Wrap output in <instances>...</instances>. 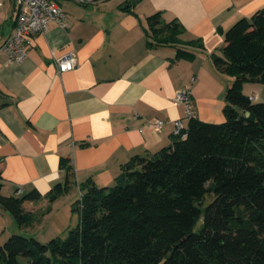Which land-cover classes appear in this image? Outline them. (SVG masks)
I'll return each mask as SVG.
<instances>
[{
  "label": "crops",
  "instance_id": "1",
  "mask_svg": "<svg viewBox=\"0 0 264 264\" xmlns=\"http://www.w3.org/2000/svg\"><path fill=\"white\" fill-rule=\"evenodd\" d=\"M58 4L65 26L51 24L33 37L24 61L9 62L0 51V195L45 196L68 176L70 189L51 203L44 197L23 203L29 225H19L0 206V245L11 232L36 240L56 238L58 228L67 232L68 225L54 224L62 208L67 216L72 212L71 194L80 198L87 182L110 188L121 165L171 145L175 123L185 130L189 122L174 101L179 90L190 91L195 118L223 123L233 77L216 70L212 55L220 54L223 34L235 22L264 10V0ZM12 8L13 0H0V47L13 29ZM156 12L181 25L177 45L194 59L171 62L174 47H147L146 18ZM67 54L76 66L60 73L56 60ZM246 84L243 94L258 101L260 95L245 93ZM155 121L162 122L159 131L151 127Z\"/></svg>",
  "mask_w": 264,
  "mask_h": 264
},
{
  "label": "trees",
  "instance_id": "2",
  "mask_svg": "<svg viewBox=\"0 0 264 264\" xmlns=\"http://www.w3.org/2000/svg\"><path fill=\"white\" fill-rule=\"evenodd\" d=\"M146 23L148 48L174 47L171 62L194 59L177 45V21L156 12ZM223 41L212 63L233 77L224 122L191 118L185 137L121 165L112 187L87 182L72 204L78 223L65 241L11 235L0 245V264H264V103L242 91L245 83L264 85V10L235 22ZM65 180L45 196L0 195V206L29 225L23 203L54 202L69 191Z\"/></svg>",
  "mask_w": 264,
  "mask_h": 264
},
{
  "label": "built area",
  "instance_id": "3",
  "mask_svg": "<svg viewBox=\"0 0 264 264\" xmlns=\"http://www.w3.org/2000/svg\"><path fill=\"white\" fill-rule=\"evenodd\" d=\"M60 0H13V29L11 34L3 41L0 51L4 52L9 62L16 64L24 61L29 53L31 39L44 34L51 24L65 26V13L59 7ZM78 6L86 7L96 4L97 0H65ZM58 72H68L76 66L72 54L56 60ZM255 99V98H253ZM190 91L179 90L175 96V103L184 107L185 117L194 118ZM162 122L155 121L151 127L155 131L161 129ZM174 137H185L180 121L175 123Z\"/></svg>",
  "mask_w": 264,
  "mask_h": 264
},
{
  "label": "rangeland",
  "instance_id": "4",
  "mask_svg": "<svg viewBox=\"0 0 264 264\" xmlns=\"http://www.w3.org/2000/svg\"><path fill=\"white\" fill-rule=\"evenodd\" d=\"M253 92L257 96L260 95V97L259 96L257 97V98H259V100L255 101L254 103H264V85H261V84H258V83H247L246 84V88H245V93H248V95L251 96ZM71 196L73 198L69 197V199L71 200V198H72V200H74V202H76V200H78V198H79V196H78V194L76 192L71 194ZM204 200H205V205H206L210 201H212V197L210 195H208V196H206V198ZM63 212H64V208L61 209V212H60L61 215L58 217L60 221H58L54 225H55V227H58V226L60 227V226H64L66 224L69 227V229H68V231H69L70 229H73L76 226V224L78 222L77 221L78 217H77V214L72 211L70 214H72L71 216H73V218L71 217V219H70L69 212H66V213H68V216L65 213H63ZM196 225L197 226L195 227V231H197L199 229L200 222L198 224H196ZM68 231L65 232V233H62V229L58 228V233L56 234V236H57L56 238H60V239L65 241L66 236L68 234ZM9 235L10 236L11 235H21V236H23L24 234L17 233V232H11ZM10 236H8V237H10ZM7 238H4V239L6 240ZM51 238H53V236H51V237L40 236V238H38L39 239L38 241H39V243L45 244L49 240H51ZM5 240H3V242Z\"/></svg>",
  "mask_w": 264,
  "mask_h": 264
},
{
  "label": "water",
  "instance_id": "5",
  "mask_svg": "<svg viewBox=\"0 0 264 264\" xmlns=\"http://www.w3.org/2000/svg\"><path fill=\"white\" fill-rule=\"evenodd\" d=\"M245 116L248 117L249 116V113H246ZM168 257H169V255H168Z\"/></svg>",
  "mask_w": 264,
  "mask_h": 264
},
{
  "label": "clouds",
  "instance_id": "6",
  "mask_svg": "<svg viewBox=\"0 0 264 264\" xmlns=\"http://www.w3.org/2000/svg\"><path fill=\"white\" fill-rule=\"evenodd\" d=\"M253 100V99H252Z\"/></svg>",
  "mask_w": 264,
  "mask_h": 264
}]
</instances>
